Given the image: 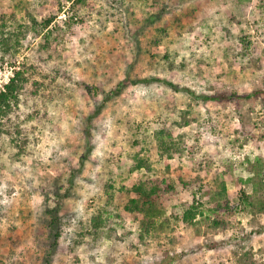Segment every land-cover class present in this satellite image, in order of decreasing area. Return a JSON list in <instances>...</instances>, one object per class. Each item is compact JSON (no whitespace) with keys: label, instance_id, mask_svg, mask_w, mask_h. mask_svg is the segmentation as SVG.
Here are the masks:
<instances>
[{"label":"rangeland","instance_id":"374dc122","mask_svg":"<svg viewBox=\"0 0 264 264\" xmlns=\"http://www.w3.org/2000/svg\"><path fill=\"white\" fill-rule=\"evenodd\" d=\"M79 1H62L51 29L60 43V66L73 80L59 79L55 89L70 98L47 100L46 107L42 92L22 99L15 121L26 137L23 151L4 138L0 264H45L51 240L43 207L52 191L63 201L62 237L50 264H264V214L251 208L223 214L225 227L213 229L208 210L215 204H206L195 226L185 229L172 209L190 201L181 189L168 209L169 227L148 245L138 242L137 223L117 226L118 239L85 236L92 216L107 202L105 187L114 189L121 205L125 198L117 191L138 175L176 181L174 172L188 175L194 163L213 160V171L226 173L230 192L245 191L252 203L264 198V0H164L159 10L133 0ZM58 5V0H0V21L12 25L14 14L24 25L26 10L41 21ZM187 8H199L204 22L152 47L157 31ZM240 38L249 43L247 50ZM40 40L28 36L17 65L6 62L0 72L27 62L39 70L34 80L49 74L53 63L34 51ZM150 75L161 82L142 83ZM129 77L122 93H115ZM106 95L111 99L101 108ZM186 121L174 128L186 153L169 161L167 172L155 130ZM141 148L154 169L130 173V155ZM73 167L82 170L71 185ZM205 185L212 187V179ZM56 201L51 196L50 206Z\"/></svg>","mask_w":264,"mask_h":264},{"label":"trees","instance_id":"16d2710c","mask_svg":"<svg viewBox=\"0 0 264 264\" xmlns=\"http://www.w3.org/2000/svg\"><path fill=\"white\" fill-rule=\"evenodd\" d=\"M58 1V10H53L51 15L44 20L39 21L38 18L32 16L26 10L28 22L24 25L17 24L14 14L11 17L13 21L12 25L7 21H0V66L6 62L17 65L18 55L21 53L28 36H32L35 40L41 39L34 51L43 62L48 63V65L53 63L52 71L49 74H42L41 80L38 81L34 80V76L36 74L39 75L37 66L29 65L27 62L21 63L20 66H15L14 78L5 86V90L0 92V153L1 149L5 146V136L10 138V143L17 147L19 151H23L22 145L26 137L23 130L20 129L19 123L15 121L18 118H16V111H18L22 99L30 96L38 98L42 92L43 94L40 96L42 107H46L47 100L54 101L63 96L64 98H70L66 92L58 88L55 89L56 82L59 79H63L67 83L73 82L72 77L60 66L62 56L57 48L60 43L56 39H52L51 30L56 17L63 10L62 1L71 0ZM133 1L139 4L140 8L159 10L164 0ZM79 2L82 1L80 0ZM17 5H19V9H23V4L20 5L19 2ZM69 19L65 21L67 22ZM203 22L204 14L199 8L184 9L179 15H173L170 18L167 27L157 31L158 35L151 40V45L152 47H159L167 38L180 37L185 33H191L195 27L201 25ZM239 41L243 49L247 50L249 43L246 41V38H240ZM164 59L168 60L167 56ZM169 67L171 70L176 69L173 64H170ZM132 80L129 77L127 81L119 84L115 93H122L126 87L125 84H129ZM155 82L161 81L150 75L142 83L150 85ZM169 86L175 91H179L177 86L173 84H169ZM87 89L90 90L89 88ZM260 93L262 92H255L252 95L258 96ZM253 96L250 95L247 98ZM110 99L111 95H106L105 103L101 108H104ZM207 99L216 100V98ZM168 123L163 124L155 130V141L157 143V153L165 161L167 172H170L171 166L169 161L181 158L186 153V146L182 144L181 138L180 141L178 140L174 133V128L175 126H187L188 122L186 121L184 124H176L174 122L175 125L171 122ZM145 153L146 151L141 148L138 152L130 155V173H139L145 170L149 174L153 171L154 163L150 158L142 157ZM213 164V160L202 164L194 163L193 171L188 175L180 173V170L176 171L174 172L176 181L165 175L156 178L138 175L135 181L124 185L117 191L121 198H125L121 205L115 203L114 189L111 186L105 187L107 202L105 206L98 208V211L92 216L89 221V229L87 228L85 231V236H92L96 240L104 235L109 239H118L117 226L123 227L127 223H137L140 228L137 234L138 242L148 245L150 238L155 237L158 232L169 227L167 213L173 200L178 195V189H181L190 196V201L186 202L181 210L178 207H172L174 219L185 229L195 226V221L198 216L203 214L206 204H215L214 208L208 210L214 216V220L212 221L213 229L225 227V222L222 220L223 214L247 211L248 208L255 210L259 214H264V198H256L255 203H252L245 191L230 192L227 188L226 173L220 171L214 172ZM81 170L76 167L71 169V182H69L71 185L75 183L76 173L81 172ZM210 178L213 181V186L209 187L207 185L208 188L205 183ZM51 196H54L57 200L53 206H50ZM45 200L43 208L45 209L44 214L48 217L46 223L51 240L45 264H50L54 251H56L62 237L61 208L63 196L58 191H52L46 196ZM122 234L128 236L126 235V230Z\"/></svg>","mask_w":264,"mask_h":264},{"label":"built area","instance_id":"2783aa9c","mask_svg":"<svg viewBox=\"0 0 264 264\" xmlns=\"http://www.w3.org/2000/svg\"><path fill=\"white\" fill-rule=\"evenodd\" d=\"M15 72V68H11V70H8L7 73L3 74L2 72H0V77L1 80L0 81V92L5 90V86L7 84L10 83L11 79L14 78V73ZM3 78H5V80H3Z\"/></svg>","mask_w":264,"mask_h":264}]
</instances>
